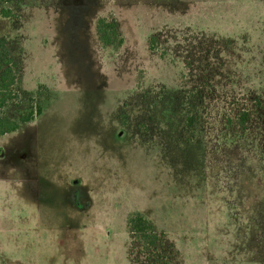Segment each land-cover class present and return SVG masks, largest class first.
<instances>
[{"label": "rangeland", "instance_id": "1", "mask_svg": "<svg viewBox=\"0 0 264 264\" xmlns=\"http://www.w3.org/2000/svg\"><path fill=\"white\" fill-rule=\"evenodd\" d=\"M0 38L7 114L42 107L0 138V264H264V0H0Z\"/></svg>", "mask_w": 264, "mask_h": 264}, {"label": "trees", "instance_id": "2", "mask_svg": "<svg viewBox=\"0 0 264 264\" xmlns=\"http://www.w3.org/2000/svg\"><path fill=\"white\" fill-rule=\"evenodd\" d=\"M96 34L104 47L119 49L124 44L119 24L115 20L99 18L96 23ZM151 41L153 42L154 38ZM150 49L154 50L153 43ZM19 80L20 64L8 41L0 38V138L15 133L22 124L31 123L42 114L40 105H37L34 110L23 112L18 117L7 114L12 104L20 101V95L15 90ZM129 228L130 235L134 239V246H137L141 253L153 258L160 250H164L163 236L158 234L154 224L141 214L137 213L129 219Z\"/></svg>", "mask_w": 264, "mask_h": 264}]
</instances>
